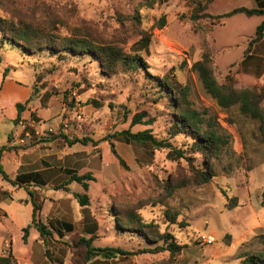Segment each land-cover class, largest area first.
<instances>
[{
    "label": "rangeland",
    "instance_id": "obj_1",
    "mask_svg": "<svg viewBox=\"0 0 264 264\" xmlns=\"http://www.w3.org/2000/svg\"><path fill=\"white\" fill-rule=\"evenodd\" d=\"M218 7L216 12L233 8L232 5ZM191 9L186 0H155L152 9L141 0H0V17L20 27L47 34L84 32L99 41L118 44L127 51H139L151 75L168 76V81L188 87L193 108L216 115L222 131L231 137L229 152L214 162L217 176L207 184L180 188L166 198L165 190L159 185H164L168 178L173 181L187 178L189 169L185 161L169 159V151L151 153L146 146L127 144L119 138L112 141L128 168L123 169L111 153L108 137L128 130L135 114L147 113L156 121L152 126L132 127V132L151 129L158 138L167 136L170 126L168 101L154 102V90L145 86L144 77L128 73L106 78L97 63L83 57L59 61L56 56L23 51L20 56L16 49L3 45L0 37L3 60L0 78L7 72L10 78L35 83L39 89L46 88L62 95L65 113L61 132L59 129L50 132L43 140L54 142L63 156L74 153L75 160L85 168L80 174L88 171L96 177L89 183L87 193L91 201L89 210L100 227L93 247L131 252L148 247L145 240L123 230L117 223L118 212L136 209L144 219L158 223L162 230L174 235L179 245L185 246L172 264H240L243 255L262 249L264 146L259 141L258 124L242 116L238 107L227 111L219 109L205 93L192 65L207 51L219 82L230 73L238 89L253 87L264 84V50L252 49L247 53L248 42L257 28V20H254L257 18L238 15L226 19L224 25L212 26L210 20L193 24ZM138 12L141 23L134 26L127 18ZM162 17L166 24L160 29ZM142 32L151 37L147 52L139 46ZM61 134L71 139L87 137L99 144L97 147L91 143L87 146L77 144L69 150ZM189 142L184 136L173 140L177 146ZM70 188L84 193L77 183H72ZM75 203L71 206L72 216L75 220L81 219L82 208ZM32 207L33 201H29L26 209L30 218ZM42 208L41 222L47 224L53 204L47 199ZM165 211L178 214L176 225L164 222ZM29 231L31 240L40 235L36 228ZM203 234L214 237L215 243L210 246L199 243L198 238ZM18 235L19 232L14 231L15 248L21 253ZM80 235L84 236L76 231L71 238L64 237L59 245L61 252L58 249L54 252L53 247L48 246L54 264L77 263L71 259V250ZM75 254L80 258L78 264H82L86 248L80 246ZM98 259L100 263L95 264H133L132 261L135 264H170L168 252Z\"/></svg>",
    "mask_w": 264,
    "mask_h": 264
},
{
    "label": "trees",
    "instance_id": "obj_2",
    "mask_svg": "<svg viewBox=\"0 0 264 264\" xmlns=\"http://www.w3.org/2000/svg\"><path fill=\"white\" fill-rule=\"evenodd\" d=\"M191 5L190 20L193 24H198L201 20H210L212 26L222 20L231 18L237 14H243L248 18L253 16H263L264 9L255 10L248 8H237L222 15L213 16L208 13V6L214 0H186ZM148 9H152L155 0H141ZM132 25L141 23L140 13L127 18ZM166 24L165 17L161 18L159 28L162 29ZM206 32L205 29H203ZM141 39L139 46L145 49L151 37L145 33H140ZM0 37L3 45H8L12 50L16 49L18 55L25 54H47L56 56L59 61H68L73 57L88 58L90 62L97 63L102 76L110 78L119 74H132L137 77H144L145 86L154 90L155 101H168L170 126L167 129V136L158 138L151 129L139 132H132V127L137 125L152 126L156 121L155 117H149L147 113L133 115L130 121V128L117 132L108 138L110 150L118 160L123 169L128 166L125 160L119 155L113 138H119L127 144L143 145L150 148L151 153L155 151H169V159L173 161H185L189 169V176L180 181H173L168 178L164 185L159 188L165 190V197H171L183 187L200 186L209 183L217 176L215 161H220L222 156L229 152L231 137L223 132L217 122V116L212 115L208 110L198 111L193 108L189 100V88L179 86L175 81H168V76L159 78L148 72V65L139 51H127L122 46L114 43H105L94 39L90 34L84 32H74L70 35L47 34L40 31L20 27L11 20L0 17ZM264 37V21L256 28L254 37L248 42L247 53L252 51V47L262 41ZM23 51V52H22ZM3 60L0 57V65ZM8 70V69H6ZM192 70L197 74L205 93L215 101L219 109L227 111L232 107H238L239 113L250 121L258 124L260 143L264 146V84H256L253 87H236L234 77L229 73L222 82H219L213 66L210 54L205 51L201 60L192 65ZM138 80V79H137ZM149 85V86H148ZM24 105L18 104L17 109L20 113ZM128 115H125V119ZM32 135L34 133L32 132ZM178 136H184L186 145H174L173 140ZM67 146L72 147L77 144L87 146L91 143L97 147L99 142L90 138H69L61 134ZM41 140L43 138H40ZM107 140V139H106ZM32 141V140H31ZM49 140H47L48 142ZM32 144V142H31ZM6 180L17 185L18 178L11 181L9 177L0 169ZM70 177L68 181H63L57 190L69 192L68 186L75 182L82 186L84 193H73V197L81 207L90 205L89 183L96 179L92 173L79 175L71 170L66 172ZM261 206L264 207V190L261 194ZM40 206L33 202V220L31 225L23 230L24 240L30 227L36 228L44 239L50 235L47 227L37 221V214ZM177 213L165 211L163 214L164 222L168 225L177 224ZM117 223L123 230L135 234L140 239L145 240L148 247H144L138 252L125 251L120 248H96L92 243L95 233L90 238L80 235L78 240H74V250H71V259L78 261L76 257L80 246L86 248V256L82 264H87L94 258L113 259L118 256L128 257L139 254H160L169 253V263L176 261L178 255L185 246L179 245L174 235L161 229L160 225L154 221H147L136 209L117 213ZM262 249L255 253H246L242 256L240 264H264V234L261 235ZM0 264H17V261L10 254L8 257L0 256Z\"/></svg>",
    "mask_w": 264,
    "mask_h": 264
},
{
    "label": "crops",
    "instance_id": "obj_3",
    "mask_svg": "<svg viewBox=\"0 0 264 264\" xmlns=\"http://www.w3.org/2000/svg\"><path fill=\"white\" fill-rule=\"evenodd\" d=\"M230 5L233 7L232 10L237 8L263 10L264 0H214L208 6V13L213 16L222 15L232 10L216 12L215 8ZM238 15L243 14L235 16ZM251 18H257L254 19L257 20V27L264 21L263 16ZM225 20L219 24L224 25ZM252 49L264 50V37ZM18 104L24 105L20 113L17 109ZM63 113L65 108L61 94L50 92L46 88L39 89L35 83H23L10 78L7 72L1 74L0 169L11 181L18 178V184H12L3 178L0 172V256L8 257L11 254L17 264H54L48 246L53 247L54 252L57 249L61 252L62 248L59 245L62 244L64 237L71 238L76 231H81L88 239L100 228L98 219L89 210L90 205L86 207L79 205L82 208L80 209L82 217L76 220L73 218L71 206L78 201L72 195L77 193L70 188L72 183L68 186L69 192L56 189L63 181H68L70 176L66 172L69 170L79 175L91 173L85 171L80 174L85 168L75 160L74 153H65L63 156L60 147H56L54 142L40 139L50 132L61 129ZM23 123L27 125L31 137L25 146L14 145L12 142L25 133ZM72 148L73 146L69 150ZM94 178L96 179L95 176ZM47 199L53 204L47 224H44L50 235L45 239L41 235L35 236L31 240L29 231L24 240L23 230L31 225L33 220V207L30 218V212L26 209L27 203L33 201L40 206L37 221L41 222L43 212L41 206L43 207ZM33 228L30 227L29 230ZM14 231L19 232L17 239L22 245L21 253L15 248ZM95 263H100V260L94 258L88 264ZM132 263L135 264L134 261Z\"/></svg>",
    "mask_w": 264,
    "mask_h": 264
},
{
    "label": "built area",
    "instance_id": "obj_4",
    "mask_svg": "<svg viewBox=\"0 0 264 264\" xmlns=\"http://www.w3.org/2000/svg\"><path fill=\"white\" fill-rule=\"evenodd\" d=\"M23 128L25 130V133L22 137L18 138L17 140H14L12 143H14V145H20V146H25L27 143V140L31 137V133L27 127V125L25 123L22 124ZM199 243L205 245V246H210L213 245L215 243V239L214 237L210 236V235H200L198 238Z\"/></svg>",
    "mask_w": 264,
    "mask_h": 264
}]
</instances>
